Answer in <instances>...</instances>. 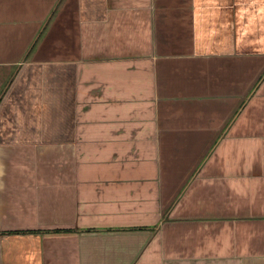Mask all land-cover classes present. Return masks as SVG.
Instances as JSON below:
<instances>
[{"label":"crops","instance_id":"0c3cea01","mask_svg":"<svg viewBox=\"0 0 264 264\" xmlns=\"http://www.w3.org/2000/svg\"><path fill=\"white\" fill-rule=\"evenodd\" d=\"M0 264H264V0H0Z\"/></svg>","mask_w":264,"mask_h":264}]
</instances>
